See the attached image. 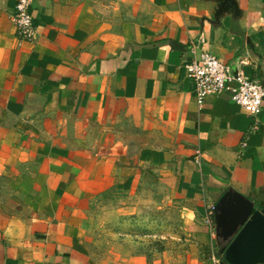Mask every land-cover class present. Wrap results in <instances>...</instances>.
Instances as JSON below:
<instances>
[{"label":"crops","instance_id":"obj_1","mask_svg":"<svg viewBox=\"0 0 264 264\" xmlns=\"http://www.w3.org/2000/svg\"><path fill=\"white\" fill-rule=\"evenodd\" d=\"M15 1L0 0V175L23 207L0 204V264H94L93 204L151 187L178 213L182 264H226L208 211L229 189L264 210V100L254 119L226 95L198 108L182 65L202 40L264 84V0L236 16L218 0H34L31 41Z\"/></svg>","mask_w":264,"mask_h":264},{"label":"rangeland","instance_id":"obj_2","mask_svg":"<svg viewBox=\"0 0 264 264\" xmlns=\"http://www.w3.org/2000/svg\"><path fill=\"white\" fill-rule=\"evenodd\" d=\"M0 175V204L22 210L23 202ZM84 243L94 264H182L188 241L176 210L158 188L112 192L92 206Z\"/></svg>","mask_w":264,"mask_h":264},{"label":"built area","instance_id":"obj_3","mask_svg":"<svg viewBox=\"0 0 264 264\" xmlns=\"http://www.w3.org/2000/svg\"><path fill=\"white\" fill-rule=\"evenodd\" d=\"M33 1H15L13 22L18 37L24 41H31L35 35L29 12ZM200 44L202 40L191 46L189 50L191 56L182 65L185 76L192 84L198 108L203 106L208 97L218 98L226 95L253 119L258 117L262 112L264 84L246 77L240 68H233L206 51L197 52ZM239 65L243 66L244 62L241 61ZM255 129L256 125L252 127V130ZM195 162L199 163V153L195 157ZM212 212L213 206L208 211L209 219H213ZM212 221L209 227L215 233V224Z\"/></svg>","mask_w":264,"mask_h":264},{"label":"water","instance_id":"obj_4","mask_svg":"<svg viewBox=\"0 0 264 264\" xmlns=\"http://www.w3.org/2000/svg\"><path fill=\"white\" fill-rule=\"evenodd\" d=\"M220 13L232 9L238 13L235 0H218ZM216 238L225 242L220 249L226 264H264V210L231 189L221 195L212 212ZM221 244V243H220Z\"/></svg>","mask_w":264,"mask_h":264},{"label":"trees","instance_id":"obj_5","mask_svg":"<svg viewBox=\"0 0 264 264\" xmlns=\"http://www.w3.org/2000/svg\"><path fill=\"white\" fill-rule=\"evenodd\" d=\"M220 243H221V246H224V245H226V243H225V242H222V241H220Z\"/></svg>","mask_w":264,"mask_h":264}]
</instances>
